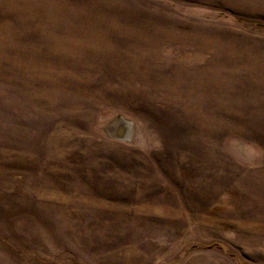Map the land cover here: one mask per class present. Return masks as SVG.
Instances as JSON below:
<instances>
[{
  "label": "rangeland",
  "instance_id": "1",
  "mask_svg": "<svg viewBox=\"0 0 264 264\" xmlns=\"http://www.w3.org/2000/svg\"><path fill=\"white\" fill-rule=\"evenodd\" d=\"M258 23L264 0H0V264H264Z\"/></svg>",
  "mask_w": 264,
  "mask_h": 264
},
{
  "label": "bare ground",
  "instance_id": "2",
  "mask_svg": "<svg viewBox=\"0 0 264 264\" xmlns=\"http://www.w3.org/2000/svg\"><path fill=\"white\" fill-rule=\"evenodd\" d=\"M137 59V58H136ZM199 79V78H198ZM120 123L124 129V134L127 138H129L131 136V132H132V122L129 121V120H126L125 118H121L120 120Z\"/></svg>",
  "mask_w": 264,
  "mask_h": 264
},
{
  "label": "trees",
  "instance_id": "3",
  "mask_svg": "<svg viewBox=\"0 0 264 264\" xmlns=\"http://www.w3.org/2000/svg\"><path fill=\"white\" fill-rule=\"evenodd\" d=\"M257 25H259V26H261V27H263V28H264V24H259V23H258Z\"/></svg>",
  "mask_w": 264,
  "mask_h": 264
}]
</instances>
